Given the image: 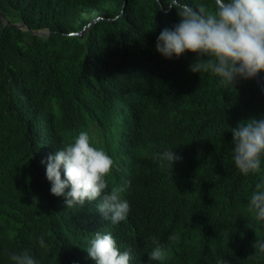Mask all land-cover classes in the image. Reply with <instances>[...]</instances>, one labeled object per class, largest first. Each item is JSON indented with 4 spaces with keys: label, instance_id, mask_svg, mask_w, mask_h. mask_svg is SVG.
I'll return each mask as SVG.
<instances>
[{
    "label": "trees",
    "instance_id": "trees-1",
    "mask_svg": "<svg viewBox=\"0 0 264 264\" xmlns=\"http://www.w3.org/2000/svg\"><path fill=\"white\" fill-rule=\"evenodd\" d=\"M167 3L0 0L10 23L0 14V264L24 249L39 264H96L87 251L96 231L111 233L132 264H161L149 259L151 237L163 264H264L255 245L264 220L248 211L264 158L261 173L242 174L232 131L264 119V94L254 77L225 85L191 71L208 57L160 54V32L180 21ZM81 131L116 162L108 190L128 182L119 224L97 210L100 198L67 208L50 192L41 161ZM172 149L173 164L162 156Z\"/></svg>",
    "mask_w": 264,
    "mask_h": 264
},
{
    "label": "clouds",
    "instance_id": "clouds-1",
    "mask_svg": "<svg viewBox=\"0 0 264 264\" xmlns=\"http://www.w3.org/2000/svg\"><path fill=\"white\" fill-rule=\"evenodd\" d=\"M214 10L205 3L190 7L183 0H168L167 7L175 8L180 21L172 28H164L157 38L156 50L164 57L177 58L186 51L196 53L197 60L190 65L193 72H210L221 78L222 84L234 85L237 78L250 79L264 71V0H215ZM233 131L234 164L244 174L261 173L264 158V119L242 122ZM163 158L173 164L180 159L168 150ZM46 177L51 183L50 192L65 196L67 208L83 207L86 202L100 198L97 210L113 225L127 218L130 205L122 199L128 182L109 189V177L116 162L102 147H96L87 131H81L65 147L46 160ZM63 168L64 179L61 177ZM66 189H70L67 192ZM248 211L258 220H264V178L255 184ZM151 261L166 260L167 253L155 237H151ZM179 240L178 236L170 237ZM39 244L46 248L44 238ZM264 251V243L255 245ZM96 264H132L129 251H121L111 233L96 231L87 248ZM14 264H39L28 249L10 254Z\"/></svg>",
    "mask_w": 264,
    "mask_h": 264
},
{
    "label": "water",
    "instance_id": "water-1",
    "mask_svg": "<svg viewBox=\"0 0 264 264\" xmlns=\"http://www.w3.org/2000/svg\"><path fill=\"white\" fill-rule=\"evenodd\" d=\"M0 14H1L2 20H3L6 24H10L9 21H8V19H7V17H6V15H5L3 12H0ZM97 20H98V19L94 20L93 23H94L95 21H97ZM14 26L17 27V28H21V27H25L26 25L23 24V25H21V26H18V25H14ZM89 26H90V25H89ZM32 32H33V33H37V34H43V32H35V31H33V30H32ZM254 78L257 80V82H258V84H259V86H260V88H261V90H262V93L264 94V83H263V81H262V78L260 77L259 74H257Z\"/></svg>",
    "mask_w": 264,
    "mask_h": 264
},
{
    "label": "bare ground",
    "instance_id": "bare-ground-1",
    "mask_svg": "<svg viewBox=\"0 0 264 264\" xmlns=\"http://www.w3.org/2000/svg\"><path fill=\"white\" fill-rule=\"evenodd\" d=\"M96 19L100 20V18H96ZM96 19H95V20H96ZM98 20H97V21H98ZM15 25L21 26V25H19V24H15ZM22 25H23V24H22ZM25 27H26V26H25ZM25 27H21V28H25ZM31 31H32V30H31ZM33 31H34V30H33ZM35 32H46L45 35L49 34L48 31H45V30L35 31ZM35 34H37V33H35ZM40 35H42V34H40ZM258 74H259V73H258Z\"/></svg>",
    "mask_w": 264,
    "mask_h": 264
},
{
    "label": "rangeland",
    "instance_id": "rangeland-1",
    "mask_svg": "<svg viewBox=\"0 0 264 264\" xmlns=\"http://www.w3.org/2000/svg\"><path fill=\"white\" fill-rule=\"evenodd\" d=\"M46 34V32H43V34L42 35H45Z\"/></svg>",
    "mask_w": 264,
    "mask_h": 264
}]
</instances>
